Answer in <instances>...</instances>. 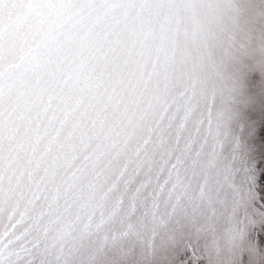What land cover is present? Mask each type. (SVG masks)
Returning a JSON list of instances; mask_svg holds the SVG:
<instances>
[{"label":"snow or ice","instance_id":"6c2138e0","mask_svg":"<svg viewBox=\"0 0 264 264\" xmlns=\"http://www.w3.org/2000/svg\"><path fill=\"white\" fill-rule=\"evenodd\" d=\"M0 264H264V0H0Z\"/></svg>","mask_w":264,"mask_h":264}]
</instances>
